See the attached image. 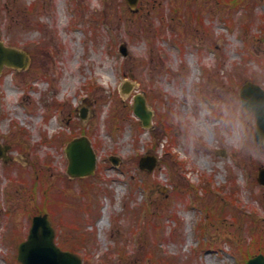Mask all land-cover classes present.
<instances>
[{
  "label": "rangeland",
  "instance_id": "rangeland-1",
  "mask_svg": "<svg viewBox=\"0 0 264 264\" xmlns=\"http://www.w3.org/2000/svg\"><path fill=\"white\" fill-rule=\"evenodd\" d=\"M0 40L31 57L0 72V140L13 145L0 264H22L40 212L83 264H242L253 228L264 242V144L240 98L247 80L264 88V0H0ZM75 135L93 143L92 175L67 172Z\"/></svg>",
  "mask_w": 264,
  "mask_h": 264
},
{
  "label": "water",
  "instance_id": "water-1",
  "mask_svg": "<svg viewBox=\"0 0 264 264\" xmlns=\"http://www.w3.org/2000/svg\"><path fill=\"white\" fill-rule=\"evenodd\" d=\"M131 6H136L138 0H128ZM126 54V46L123 45ZM30 57L27 52L7 47L0 42V69L4 64L26 68ZM132 84L127 82L123 91L129 93ZM134 111L142 119L145 126H150L153 110L147 104L146 97L138 93L134 97ZM243 105L253 110L257 117L255 138L259 143L264 142V89L254 82L248 81L241 88ZM86 112V111H85ZM85 117V114L83 115ZM69 156L68 172L72 176H85L95 173L97 155L87 136L74 138L67 147ZM111 159L117 163V157ZM141 165L149 170L153 169L157 157L144 156ZM259 180L264 183V168L260 169ZM19 260L23 264H83L82 258L69 250L62 249L55 241V229L48 214L34 216L28 238L19 245ZM243 264H264V253L250 257Z\"/></svg>",
  "mask_w": 264,
  "mask_h": 264
},
{
  "label": "trees",
  "instance_id": "trees-1",
  "mask_svg": "<svg viewBox=\"0 0 264 264\" xmlns=\"http://www.w3.org/2000/svg\"><path fill=\"white\" fill-rule=\"evenodd\" d=\"M253 218L249 217V221H252ZM253 228V227H252ZM253 230L255 231V234L253 236V240L251 242L250 246V250L248 249L244 255V261L246 259H248L249 257H251L253 254L259 253V252H264V242L261 239V236L263 235V232L260 228H253Z\"/></svg>",
  "mask_w": 264,
  "mask_h": 264
},
{
  "label": "flooded vegetation",
  "instance_id": "flooded-vegetation-1",
  "mask_svg": "<svg viewBox=\"0 0 264 264\" xmlns=\"http://www.w3.org/2000/svg\"><path fill=\"white\" fill-rule=\"evenodd\" d=\"M13 157H9L8 159L0 158V169H2V165L9 164L12 161Z\"/></svg>",
  "mask_w": 264,
  "mask_h": 264
}]
</instances>
